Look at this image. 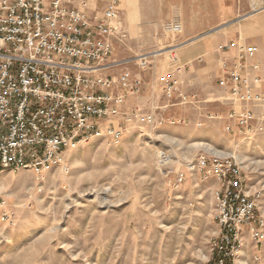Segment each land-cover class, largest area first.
<instances>
[{"label": "rangeland", "instance_id": "rangeland-1", "mask_svg": "<svg viewBox=\"0 0 264 264\" xmlns=\"http://www.w3.org/2000/svg\"><path fill=\"white\" fill-rule=\"evenodd\" d=\"M254 3L121 0L112 59L133 61L114 73L128 70L141 82L124 105L128 131L64 150L43 179L32 169L0 172V264H209L221 182L205 177L200 161L213 152L195 143L237 157L264 213V80L262 100L248 106V130L228 117L244 105L226 101L218 84L221 44L240 30L264 39V23L247 17ZM211 38L218 44L207 50ZM157 52L145 69L134 61ZM169 70L187 102L165 97L159 76ZM138 110L164 123L138 121ZM245 240L233 264H264V245L247 232Z\"/></svg>", "mask_w": 264, "mask_h": 264}, {"label": "built area", "instance_id": "built-area-1", "mask_svg": "<svg viewBox=\"0 0 264 264\" xmlns=\"http://www.w3.org/2000/svg\"><path fill=\"white\" fill-rule=\"evenodd\" d=\"M120 5L121 0H104L99 11L87 8L84 1L77 6L72 0H0V172L32 169L43 179L47 168L62 164L64 150L128 131L131 115L124 105L139 92L141 82L128 70L114 73L133 61L112 59L114 41L122 32ZM233 48L238 51L233 61L219 60L218 84L227 89L230 102L244 105L228 117L248 130L255 119L248 106L262 100L256 90L264 80L256 60L260 50L237 42L218 50ZM152 57L141 55L134 61L145 69ZM159 84L168 102L188 101L174 71L162 73ZM139 111L134 113L138 121L164 123L163 117ZM117 117L124 122L113 124ZM200 167L206 178L214 174L221 182L213 259L233 264L246 243V232L264 245V213L237 157L204 155Z\"/></svg>", "mask_w": 264, "mask_h": 264}, {"label": "crops", "instance_id": "crops-1", "mask_svg": "<svg viewBox=\"0 0 264 264\" xmlns=\"http://www.w3.org/2000/svg\"><path fill=\"white\" fill-rule=\"evenodd\" d=\"M84 2H86V7L92 10L97 9L98 6H102L103 8V1L104 0H82ZM81 3V1H77L74 2L75 5L79 6ZM247 17H253L254 21L257 23V25L259 23H264V0H255L254 3V12L247 15ZM236 40L232 41V42H237V43H241V44H248V45H256L259 47V53L257 56V61L259 63H261L262 69H261V74L264 73V39H260V38H253L251 37L247 30L243 31L240 30L239 35L236 33L234 34ZM226 38L222 37L221 41H225ZM231 41L227 42L226 44L230 43ZM215 44L217 43V40L214 38H211L209 41L205 42V47L207 50H211ZM223 45V44H221ZM219 51V50H218ZM220 52V51H219ZM222 55L220 56V58L218 59V62L221 58H228L230 61H233L238 54V51L236 48L231 49L230 51H228V55H226L227 52H220ZM219 66V63H218ZM220 69V68H219ZM220 75H221V71H220ZM261 85L256 86V90L258 91L260 89ZM222 88V87H221ZM222 90L224 91V93L226 94L225 99L226 101L230 102L228 100V91L225 88H222ZM232 103V102H231ZM234 104V103H233ZM237 104V103H235ZM242 108V107H241ZM240 108V109H241Z\"/></svg>", "mask_w": 264, "mask_h": 264}, {"label": "bare ground", "instance_id": "bare-ground-1", "mask_svg": "<svg viewBox=\"0 0 264 264\" xmlns=\"http://www.w3.org/2000/svg\"><path fill=\"white\" fill-rule=\"evenodd\" d=\"M159 52H157V53H154V54H152L153 56L154 55H156V54H158ZM195 146H202V147H204V148H206L207 150H209V151H212L213 153L215 152V154H220V155H226V154H222V153H220L218 150H216L212 145H210V144H205V143H195L194 144ZM161 154V153H160ZM162 155H163V153H162ZM164 157V156H163ZM168 157V156H167ZM166 157V158H167ZM245 157V156H244ZM242 155L241 156H239V158L240 159H242V158H244ZM245 159V158H244ZM243 159V160H244ZM5 190V187L4 186H1L0 187V191L2 192V191H4Z\"/></svg>", "mask_w": 264, "mask_h": 264}, {"label": "trees", "instance_id": "trees-1", "mask_svg": "<svg viewBox=\"0 0 264 264\" xmlns=\"http://www.w3.org/2000/svg\"><path fill=\"white\" fill-rule=\"evenodd\" d=\"M217 263V258L215 257L213 261H211L209 264H216ZM225 264H231L230 260H227Z\"/></svg>", "mask_w": 264, "mask_h": 264}]
</instances>
